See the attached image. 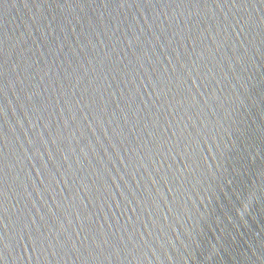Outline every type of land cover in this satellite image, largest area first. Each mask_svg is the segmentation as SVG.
<instances>
[{
    "label": "water",
    "instance_id": "obj_1",
    "mask_svg": "<svg viewBox=\"0 0 264 264\" xmlns=\"http://www.w3.org/2000/svg\"><path fill=\"white\" fill-rule=\"evenodd\" d=\"M0 264H264V0H0Z\"/></svg>",
    "mask_w": 264,
    "mask_h": 264
}]
</instances>
